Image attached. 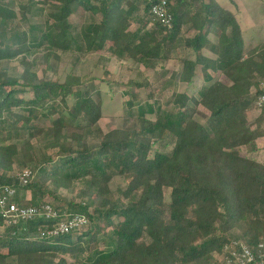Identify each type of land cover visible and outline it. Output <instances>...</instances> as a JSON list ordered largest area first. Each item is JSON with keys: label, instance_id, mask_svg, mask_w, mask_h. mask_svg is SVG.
<instances>
[{"label": "trees", "instance_id": "obj_1", "mask_svg": "<svg viewBox=\"0 0 264 264\" xmlns=\"http://www.w3.org/2000/svg\"><path fill=\"white\" fill-rule=\"evenodd\" d=\"M43 1L55 10L28 32L12 28L17 15L0 3V62L22 56L24 69L19 77L0 70V187L15 188L22 208L50 205L61 216L83 215L88 226L47 237L63 217L16 225L0 217V264H219L233 244L264 255V164L241 154L257 152L264 138V38L248 43L237 12L217 0ZM28 2L20 6L25 21L36 4ZM162 3L165 22L152 11ZM77 8L101 19L75 30L69 20ZM45 47L46 77L59 52L108 55L154 74L176 58L181 68L171 81L178 76L186 90L175 93L169 111L131 99L125 105L136 108L135 129L104 133L91 79L71 72L60 83L32 71L28 53ZM195 80L198 99L188 94ZM191 105L208 116L188 115ZM254 106L260 113L252 120ZM118 177L126 186L115 196ZM77 184L71 199L63 197Z\"/></svg>", "mask_w": 264, "mask_h": 264}, {"label": "rangeland", "instance_id": "obj_2", "mask_svg": "<svg viewBox=\"0 0 264 264\" xmlns=\"http://www.w3.org/2000/svg\"><path fill=\"white\" fill-rule=\"evenodd\" d=\"M36 3L33 6L32 13L25 21L22 18V12L20 10L21 5H28V0H0V3L4 7L9 8L14 11L17 15V19L13 21L12 28L20 32H28L30 27H34L35 30L39 29L44 25L47 17L55 10V7L50 3H44L43 0H33ZM222 5L228 7L233 12H237L238 20L241 24L242 29L247 34L246 39L248 43L253 45L256 42H262L264 38V16L261 12V3L264 0L257 2L256 0H217ZM261 11V12H260ZM259 13V14H258ZM100 16L94 17L90 13L84 11L81 8H77L75 14L70 18V23L75 30L88 23H98ZM260 21V22H258ZM133 30L138 28L137 24H132ZM260 28L259 32L256 34H251L252 29ZM251 36H254L250 38ZM46 53V47L34 48L27 55V61L31 64L32 71L37 73L40 79H48L52 81H59L64 83L68 75L73 72L81 78V80L86 81L91 79L93 81V86L98 88L101 96L94 94V98L97 101H102V118L99 121L98 126L104 133H108L114 129H135L134 118L132 116V111L134 112L136 108L132 111H128L125 105L128 101L133 98L142 100L146 103L158 106L163 111H169L171 109V101L176 92H183L186 90L184 84L178 82V76L175 80L171 81V76L174 71H179L181 66L177 62V59H171L169 62H163L162 65L158 66L155 74L153 71L148 69L146 66L137 63H129L126 61H121L117 59H112L111 61H106L108 55H105L104 60H99V55L95 53H86L82 51L81 54H65L59 52L58 55L60 59L57 61L51 60V68L47 72V77L45 74L46 63L44 61V56ZM190 58L193 56L189 55ZM79 59V60H78ZM98 62V65L96 64ZM22 56L8 61L0 62V70H7L10 77H19L23 73V66L21 64ZM163 67V68H161ZM105 70H108L110 77L104 75ZM101 78H106L113 81L114 84L112 88L109 87L107 82H100ZM129 81H134L139 83V85H145L142 88L128 87L126 84ZM81 89L86 91L88 85L85 83L81 85ZM200 89L199 80H195V84L192 88H189L188 94L194 98L198 99V90ZM187 114L191 115L194 111L203 117L208 116V112L199 107L198 110L195 109L193 105L187 110ZM260 113V109L256 106L251 110L250 117L254 120ZM45 125V123H41ZM36 140L33 141V144ZM257 152H251V148H245L241 150V154L246 157H252L258 160L260 163L264 164V138L259 140L257 143ZM158 151L163 150L162 147H155ZM16 173L19 172V168L15 170ZM126 186V182L118 177L115 178L111 183V189L113 194L117 196L119 190ZM81 188L80 184H77L73 190L61 191L63 197L71 199L73 195ZM170 192L165 190V200L170 201ZM47 203L56 204L51 198L45 200ZM90 227V226H89ZM3 229L0 228V231ZM107 246V245H106ZM103 248V246H101ZM106 247L104 246V249Z\"/></svg>", "mask_w": 264, "mask_h": 264}, {"label": "built area", "instance_id": "obj_3", "mask_svg": "<svg viewBox=\"0 0 264 264\" xmlns=\"http://www.w3.org/2000/svg\"><path fill=\"white\" fill-rule=\"evenodd\" d=\"M153 13L158 18L165 22L166 9L165 3L162 5H155ZM264 103V96L260 98L259 106ZM20 179L23 184H27L32 179V173L25 170L20 174ZM17 190L9 186L0 187V217L7 225H16L18 223H25L35 219L36 217H45L47 219H60L57 226L53 230L46 233L47 237H57L62 234L78 231L88 226V220L83 215L64 214L59 215L50 205H45L41 210L33 208H22L16 202ZM231 247L230 256H217L219 264H264V255L256 257L247 247L239 245L238 253L232 252L234 246ZM227 249V247H226Z\"/></svg>", "mask_w": 264, "mask_h": 264}]
</instances>
